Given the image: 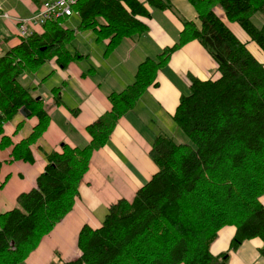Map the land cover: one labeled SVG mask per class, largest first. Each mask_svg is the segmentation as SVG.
Here are the masks:
<instances>
[{
	"label": "trees",
	"instance_id": "trees-1",
	"mask_svg": "<svg viewBox=\"0 0 264 264\" xmlns=\"http://www.w3.org/2000/svg\"><path fill=\"white\" fill-rule=\"evenodd\" d=\"M188 1L198 23L186 21L173 47L157 60L146 59L130 86L109 95L111 109L88 127V145L64 144L59 152L45 154L47 166L36 188L21 194L14 210L0 214V264H25L73 210L93 152L108 143L120 119L156 85L158 71L173 53L193 41L216 61L220 78H190V94L181 98L174 117L185 142L159 134L150 152L158 173L132 202L112 205L99 229L85 226L78 239L80 256L59 264H228L230 253L245 242H264V63L229 26L237 24L264 52V27L252 20L256 14L264 17V0ZM170 7L168 0H80L74 11L80 28L95 31L99 41L109 40L111 49L145 34L146 20ZM60 19L49 20L42 34H31L0 57V149L10 148L14 161L34 162L31 147L50 122L43 100L21 77L53 59L65 69L80 58L70 49L73 32ZM18 112L39 123L29 138L13 144L4 125ZM226 226L236 227L230 250L214 256L210 248ZM260 254L264 257V246Z\"/></svg>",
	"mask_w": 264,
	"mask_h": 264
},
{
	"label": "crops",
	"instance_id": "crops-1",
	"mask_svg": "<svg viewBox=\"0 0 264 264\" xmlns=\"http://www.w3.org/2000/svg\"><path fill=\"white\" fill-rule=\"evenodd\" d=\"M46 1L0 0V7L21 19H31ZM168 2L169 9L152 12L146 20L145 34L126 39L111 49L109 40L99 41L95 31L80 28L81 18L68 25L73 15H79L77 12L67 17L63 27L73 32L70 49L80 58L65 69L53 59L43 69L21 77L22 84L35 88L33 95L43 100L50 123L31 147L33 163L14 161L10 148L0 149V185L4 184L0 189V214L14 210L18 197L36 188L37 179L47 166L45 154L59 152L64 144L73 148L88 145V127L111 109L109 95L130 86L142 62L148 58L157 60L165 48L173 47L186 21L198 23V14L188 0ZM232 25L229 24L236 33ZM29 32L42 34L43 27H30ZM237 36L250 47L249 38L242 32ZM24 40L14 21L0 19V57ZM191 77L201 81L220 78L218 64L198 41L173 53L168 64L158 71L156 85L150 86L135 108L120 119L108 143L93 152L73 210L42 239L25 264H59L77 259L81 230L85 226L99 229L112 205L122 199L132 202L158 173L159 168L150 157L152 144L159 134L184 139L174 117L181 98L190 94ZM38 123L37 117L27 118L19 113L5 124L4 133L18 144L29 138ZM260 201L264 205V196ZM235 234L234 226L222 228L210 248L212 255L228 252ZM263 246L260 238L245 242L230 253L228 264H264L260 254Z\"/></svg>",
	"mask_w": 264,
	"mask_h": 264
},
{
	"label": "built area",
	"instance_id": "built-area-1",
	"mask_svg": "<svg viewBox=\"0 0 264 264\" xmlns=\"http://www.w3.org/2000/svg\"><path fill=\"white\" fill-rule=\"evenodd\" d=\"M80 0H48L43 3L37 16L31 19H21L0 7V19L14 21L20 38L27 39L30 36L29 28L43 26L49 20L71 17L74 7Z\"/></svg>",
	"mask_w": 264,
	"mask_h": 264
},
{
	"label": "rangeland",
	"instance_id": "rangeland-1",
	"mask_svg": "<svg viewBox=\"0 0 264 264\" xmlns=\"http://www.w3.org/2000/svg\"><path fill=\"white\" fill-rule=\"evenodd\" d=\"M140 1H142V2H144V0H140ZM218 10L222 13V14H220L224 19H225V17H224V12H223V10L222 9H220V8H218ZM66 19H69V18H63V19H60L59 20V23L60 24H62V25H64V23H65V20ZM253 21H254V23L257 25V27L259 28V27H264V17L263 16H261L260 14H256L254 17H253V19H252ZM76 21H80V17H79V15H73V17H72V20L70 21V22H68V25H70V23H74V22H76ZM230 24H233V23H230ZM232 27L233 28H236V33H238L237 35H239V32H242L247 38H249L246 34H245V32L244 31H242L241 30V28L237 25V24H234V25H232ZM249 40V42H250V47H249V49H250V51L262 62V63H264V52L260 49V47L258 46V45H256L255 43H253V42H251V40L250 39H248ZM46 65V64H45ZM44 67H40L38 70H40V69H43ZM37 70V71H38ZM33 73V72H32ZM32 73H27V74H32ZM23 77V76H22ZM24 82V81H23ZM18 114H19V112H18ZM17 114V115H18ZM16 115V116H17ZM15 116V117H16ZM14 117V118H15ZM13 118V119H14ZM12 119V120H13ZM11 120V121H12ZM10 122V121H9ZM8 123V122H7ZM50 123V122H49ZM5 126V125H4ZM184 139H179V140H177L179 143H183V142H185V137H183ZM189 142V141H188Z\"/></svg>",
	"mask_w": 264,
	"mask_h": 264
},
{
	"label": "water",
	"instance_id": "water-1",
	"mask_svg": "<svg viewBox=\"0 0 264 264\" xmlns=\"http://www.w3.org/2000/svg\"><path fill=\"white\" fill-rule=\"evenodd\" d=\"M38 100H41V99H38Z\"/></svg>",
	"mask_w": 264,
	"mask_h": 264
}]
</instances>
